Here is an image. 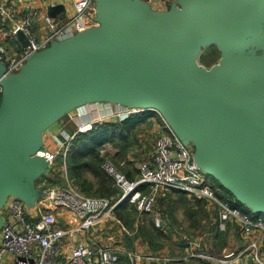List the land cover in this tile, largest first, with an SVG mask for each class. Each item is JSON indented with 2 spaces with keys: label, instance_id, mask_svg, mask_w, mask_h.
I'll return each mask as SVG.
<instances>
[{
  "label": "water",
  "instance_id": "95a60500",
  "mask_svg": "<svg viewBox=\"0 0 264 264\" xmlns=\"http://www.w3.org/2000/svg\"><path fill=\"white\" fill-rule=\"evenodd\" d=\"M99 25L55 41L2 78L0 209L32 203L43 133L75 107L109 101L158 109L201 168L264 213V0H178L144 16L132 4L95 0ZM62 5L48 7V15ZM23 44L22 31L17 32ZM252 42L262 49L249 55ZM221 50L209 68L197 61ZM5 67L0 62V76Z\"/></svg>",
  "mask_w": 264,
  "mask_h": 264
},
{
  "label": "built area",
  "instance_id": "2783aa9c",
  "mask_svg": "<svg viewBox=\"0 0 264 264\" xmlns=\"http://www.w3.org/2000/svg\"><path fill=\"white\" fill-rule=\"evenodd\" d=\"M94 3L95 0H75L73 13L60 23L45 15L47 31L38 36L31 15L19 20L12 1L0 0V17L19 20L7 33L19 44V51L11 52L5 45H0V62L5 67L0 76V95L2 78L18 72L35 53L55 41L99 25ZM18 31L23 32L26 44L18 37ZM94 104L102 116L111 118L124 119L141 111L158 114L163 120V129L155 138L151 161H142L138 165L140 175L131 179L105 159L102 167L112 177V186L118 190L111 196L85 194L69 181L57 184L41 178V175L34 178L38 194L32 203L10 195L0 209V264H121V255L125 257L126 264L169 263L174 258L167 248L153 253L141 247L136 239L132 240L131 246L125 245L121 237L133 232L117 217L116 210L126 200L138 213H149L155 224L160 226L164 221L157 207L158 198L174 189L213 202L220 231H226L231 224L236 225L244 240L240 251L235 255L231 252L217 261L243 264L246 256H250L254 264H264V213L234 205L233 195L208 179V174L195 159L194 151L158 109L109 101ZM95 120L77 121L72 132H65L56 139L57 147L53 149L44 143L38 148L34 156L46 162L45 174L56 169L57 158L61 160L60 168L66 171V157L73 138L92 129ZM143 185H146L145 189L141 188ZM69 213L76 222L66 216ZM114 224L119 229L120 238L113 243L106 244L91 233L93 229L114 227ZM81 233L83 236L80 237ZM68 239L71 241H68L70 245L67 248L65 241ZM201 241L202 236L188 239L191 256L203 258V252L194 251Z\"/></svg>",
  "mask_w": 264,
  "mask_h": 264
},
{
  "label": "rangeland",
  "instance_id": "374dc122",
  "mask_svg": "<svg viewBox=\"0 0 264 264\" xmlns=\"http://www.w3.org/2000/svg\"><path fill=\"white\" fill-rule=\"evenodd\" d=\"M219 58H220V54L218 52L210 53L208 51L203 50L202 54L199 55L197 61L200 65H203V66L209 68L212 64L218 62ZM262 102L264 104L263 100H262ZM97 110L98 109L91 108V107L85 110V113H88V114L91 113L92 114L91 119H96L93 122L92 129L85 131V134L87 132L88 133L91 132L92 130H94V131L99 130L98 132H101L104 128L102 129L100 127H96L98 124H101L104 121H114L116 119H119L118 117L111 118L108 115L102 116V112L97 111ZM153 121H155L158 126H156V124H155L154 128H153L152 127L153 125L151 123V125L145 126V128H143L144 130H142L140 126H137L136 131L133 134V137L130 139V140H133L135 138V142L134 143H131V141L129 142L130 143V145H129L130 149L128 152L129 153H135L136 152L138 154L136 156V158H138L137 164H135L136 160H132L133 162H130V164H127L128 159H130L129 156H127L125 158L116 156L118 148H116L111 141H106V139H104L106 135L96 137L97 136L96 132H94L95 134H93V138H92L90 144H86V146H84L85 143L83 142V141H85V138L78 137L80 135L76 134L77 139L76 138L75 139L77 141H75L73 144V140H72L71 146H70V149H69L67 155L77 154L80 152L81 149L88 151L89 149H92V148H90L91 147L90 145L94 144V141H95L96 149L99 150L100 156H101V158H103V160L101 161V167H102V162L105 159H108L113 163V165L119 171H121L123 173H125V171L122 170L121 166L127 167L129 169V171H131V172L137 173V171H138L137 165L139 164V160H140V162L142 160L151 161V156H152L151 153L153 150L152 144L154 143V140L157 137V135L163 129V120L161 119V117L158 114L155 113ZM155 129H157V130H155ZM142 134H144V135H142ZM152 140H153V142H152ZM188 143H190V147L194 151L195 148H194V145L191 143V140H189ZM87 158H88V156H87ZM117 161L119 163H117ZM60 162H61L60 158H57L56 166H55L56 172H57V169L58 170L60 169ZM60 170L62 172L59 171V173L57 175H56V172L54 174L53 170L49 171L50 175H48V173L46 174V175H48V176H46L47 180L52 181V182H57V184H65L67 181H69L73 185L74 184L76 185L75 180L72 179L69 171H65L63 168H61ZM80 171H81L82 175L87 177L89 180L93 181L94 179H96L95 176L90 171L85 170L84 168H82ZM105 173L107 174L108 179L112 183V181H113L112 177L106 171H105ZM207 176H208V179L210 181H212V180L214 181L216 179L214 176H212L210 174H208ZM53 179H55L56 181H54ZM92 183H93V185L91 188H92V190H97V193H90L89 195H104L103 194V191L105 190L104 187H100L97 182L96 183L92 182ZM111 183H110V185L112 186ZM111 193L114 195L117 193V191L115 193L113 190V192H111ZM187 199H189V201H190V199L193 200V197L191 195L187 194ZM234 201H236V199ZM157 207L162 213V217H163V221H164L163 224H165V221H166L170 224V226H172V228L174 227V232L172 233L174 236V239H176V240L179 239L181 241L182 245H180L179 242L177 243V242L169 241V239L167 237L160 236L162 241H163V245H161L159 247L160 249H158V250L152 249L151 246L149 245V243H147V240H145L143 238V235H141L139 232V224L142 226L144 225L146 227H149L150 221H152L153 224L155 226H157L153 220V217L149 213L138 214L136 212L135 219L132 223L133 227L128 226L125 223V221H123V220H122V222L125 224V226L127 227L128 230L133 232V234L130 235V238L131 239L136 238L137 242L139 243V245L141 247H145L146 249H148L149 251H151L153 253L160 252L163 248L164 249L168 248L170 253H171V256L174 258V260H172L166 264H224V263L217 261V259L218 258H224L225 255H227L231 252H234V255H235L237 252L240 251L241 245H242L244 240L240 236L239 232L237 231L236 225H234V224L229 225L226 231H222L223 234H221L220 237H215L213 232L210 230L211 225L216 221L215 216H216L217 208L213 202L210 203V202H207L205 200L204 208H205V211L207 212V214L209 215V220H207V219H203L202 221L199 220V224L201 225L202 229H199V227L192 226V219L198 220V219L202 218V215L200 212H197L196 213L197 215H194L192 217H190L188 214H186L187 207H191V208L195 209L194 203H192V205L188 204L187 201H185L184 199H180L179 196H177L173 192H169L168 196H165V199L163 200L162 203L158 202ZM162 209H166V210L163 211ZM212 214H215V215H212ZM212 216L214 217V219ZM162 225H160V226H162ZM160 226H157V227H160ZM199 236H202V241L199 244V246L196 247V249L198 251L197 250H194V251H196V252L200 251L199 253L203 252L204 253L203 258L191 256L190 255L191 251H189L190 246H189V244H187L188 239H193V238H196ZM186 247L188 248V250L186 249ZM249 257L250 256H246L245 263L249 264V259L251 258V257L250 258Z\"/></svg>",
  "mask_w": 264,
  "mask_h": 264
},
{
  "label": "crops",
  "instance_id": "0c3cea01",
  "mask_svg": "<svg viewBox=\"0 0 264 264\" xmlns=\"http://www.w3.org/2000/svg\"><path fill=\"white\" fill-rule=\"evenodd\" d=\"M11 1H12V5L14 6L15 11L19 17V20H22L23 17L28 15V14L32 16L35 33L38 36H40V35L46 33V31H47V28H46V25L44 22V16L48 15V7H50L51 5H62V8L56 10L54 12V15H50L53 19H55L57 22L60 23V22L64 21L67 17H69L73 13V2L75 0H11ZM117 1H119L121 3H125V4H132V5L139 7L142 10L144 16H148L153 11H168L171 7L178 5V0H117ZM96 6H97V2L95 1V3H94L95 10H97ZM19 20L14 21V20H11L8 18H1L0 17V45H5L8 48V50L11 52L19 51V44L15 40L10 38L7 35V33L12 28V26H14L15 23H18ZM204 51H205V49H204ZM202 52H203V50L201 51L200 55L202 54ZM90 107L91 108L96 107L94 102L88 103V104L80 106V107H75V108L71 109L69 112H67L66 114H64L62 117L58 118L55 122H53L49 126V128H47L43 133L44 144H46V146L49 149H53V148L57 147L56 139L58 137H61V134L65 133V132H72L75 129L77 121L89 120L92 118L91 113L90 114L85 113V110L90 108ZM154 115H155V113H151L150 116L146 115V118L142 122H140L138 124V126H140L142 130H144L143 128H145V126L151 125V123L153 125L152 126L153 128H154L155 124H156V126H158L157 123L155 121H153ZM103 128H102L103 130L101 132H98L99 130L95 131L97 134L96 137L106 135L104 139H107V135H109V133H110L109 128L107 126L103 127ZM155 130H157V129H155ZM82 133H85V132H80V134H82ZM93 134H95V133H88V136L85 138V141H83L85 143L84 146H86V144H90V142L93 138ZM142 135H144V134H142ZM75 138H76V136L73 138V141ZM153 140H152V142H153ZM153 146H154V143L152 144V147ZM189 146H190V143H189ZM89 154H90L89 151H85L84 149H81L80 152L78 153V155L81 157V159H87V156H89ZM137 155L138 154L136 152L135 153H129L128 152V154H127V156L130 157L129 160H136L135 164H137V160H138V158H136ZM142 161H145V160H142ZM141 162L139 160V164ZM138 165H137V168H138ZM60 169L59 170L57 169V172H56V169H54V174H55V172H56V175L59 173V171L62 172ZM66 171H68L67 167H66ZM78 173L81 174V177L79 180L74 173L70 172V175H71L72 179L75 180L76 185L74 184V186H76L80 190H81L82 179H84V178L86 179V181L91 182V183L97 182L96 179H94L93 181L89 180L87 177L83 176L81 171H79V170H78ZM46 174L43 173L41 175L42 176L41 178H44L45 180H47L46 176H48L50 174L49 173H48V175H46ZM53 180L56 181L55 179H53ZM34 184H35V182H34ZM66 216L72 222H76V218L73 217V215H71L70 213L66 214ZM118 232H119V229L116 228V226L114 224V227L113 226H109V227L104 226V227H99V228L93 229L91 233L93 235H95L96 237H99L102 242H104L106 244H110V243L115 242L118 238H120V235ZM79 236L81 237V236H83V234L81 233V234H79ZM121 238L125 240V245H127V246H131L132 240L136 239V238L131 239L130 235H128L126 237L124 236V238L122 236ZM68 241H71V240L68 239L65 241V243H67L66 247L68 245H70V243H68ZM113 245H117V244H113ZM163 250H164V248L161 251H163ZM121 260H122L121 264H126L125 263V257L123 255H121ZM150 264H153V263H150ZM243 264H248V263H244V261H243ZM249 264H254V263L249 259Z\"/></svg>",
  "mask_w": 264,
  "mask_h": 264
},
{
  "label": "trees",
  "instance_id": "16d2710c",
  "mask_svg": "<svg viewBox=\"0 0 264 264\" xmlns=\"http://www.w3.org/2000/svg\"><path fill=\"white\" fill-rule=\"evenodd\" d=\"M0 99H1V95H0ZM151 113H153V112L152 111H141V112L133 113V114H130L128 117L121 119V120L116 119L114 121H104L101 124H98L96 127L103 128V127L107 126L109 128L110 133H109V135H107L106 141H111L114 144V146L116 148H118L116 156L125 158V157H127L128 151L130 149V147H129L130 143L129 142L130 141H131V143L135 142V138L133 140H130V139L133 137V134L135 133L138 124L146 118V115L150 116ZM94 132L95 131L92 130L89 133H94ZM79 135L80 136H78V137L86 138L88 136V132L86 134L85 133H82V134L79 133ZM76 139H74L73 144L75 141H77ZM90 146H91L90 148H92V149L88 150L90 154H89L87 159H81V157L78 155V153L74 154V155H67V157H66V163L68 164L67 169H68L69 173L70 172L74 173L77 176L78 180L81 177V174L78 173V170L80 171L82 168H84L85 170L90 171L95 176V178L97 179V183L99 184V186L104 187V189H105L103 191L104 196H111V194H112L111 192H113V190L115 193H116V191L118 192V190L115 187L113 188L110 185L111 182L108 179L107 174L105 173L104 169L101 167V161L103 160V158H101L99 150L96 149L95 142H94V144H91ZM130 162H133V161L128 159L127 164H130ZM117 163H119V162L117 161ZM121 168L123 171H125L126 175L131 179L136 178L140 175L139 170L136 173V172L129 171V169L127 167L121 166ZM212 182L221 185L217 181V179H215L214 181L212 180ZM92 185L93 184L91 182L86 181L85 178L82 179L81 191L84 192L85 194H88V195L90 193H97V190H92V188H91ZM141 188L145 189L146 185H143ZM170 192H173L174 194L179 196L180 199H184L185 201H187L188 204L192 205V203H194L195 209L191 208V207H187L186 214H188L190 217H192L194 215H197L196 214L197 212H200L202 215V218H200L198 220L192 219V226L199 227V229H202L201 225L199 224V220L200 221H202L203 219L209 220V215L207 214V212L205 211V208H204L205 199L202 197L192 196L193 200L190 199V201H189V199H187V193L182 191V190L174 189ZM168 193L164 196L159 197L158 202L162 203L163 200L165 199V196H168ZM228 193L230 196L232 195L229 191H228ZM233 203H234V205L239 206V207L243 208L244 210H248V208L238 200L234 201ZM162 210L164 211L166 209H162ZM136 212H137L136 209L134 207H132L131 205H129L126 200H123L118 205L117 210H116L117 217L119 219L125 221V223L130 227H133L132 223L135 219ZM138 214H142V213H138ZM145 214H147V213H145ZM212 215H215V214H212ZM213 219H214V217H213ZM210 230L213 232L215 237H220L221 234H223V232L220 231L217 227V221H215L211 225ZM139 232L141 235H143V238L145 240H147V243H149L151 248L154 250L160 249L159 247L161 245H163V241H162L160 236L167 237L169 239V241L177 242V243L179 242L180 245H182L181 241L179 239H177V240L174 239V236L172 234L174 232V227L172 228V226H170V224L166 221H165V224H163L160 227L155 226L152 221H150L149 227H146L144 225L142 226L139 224Z\"/></svg>",
  "mask_w": 264,
  "mask_h": 264
},
{
  "label": "flooded vegetation",
  "instance_id": "af4514ba",
  "mask_svg": "<svg viewBox=\"0 0 264 264\" xmlns=\"http://www.w3.org/2000/svg\"><path fill=\"white\" fill-rule=\"evenodd\" d=\"M204 49H205V51H208L210 53L218 52L220 54V58H221V50H220V48L217 45H214V44L213 45H209V46L205 47ZM247 49L249 50V55L258 54V53H261V51H262V49H260L256 45H253L252 42H249V45H247ZM216 63H218V62H216ZM216 63H214V64H216ZM262 100L264 101V97L262 98Z\"/></svg>",
  "mask_w": 264,
  "mask_h": 264
},
{
  "label": "bare ground",
  "instance_id": "6f19581e",
  "mask_svg": "<svg viewBox=\"0 0 264 264\" xmlns=\"http://www.w3.org/2000/svg\"><path fill=\"white\" fill-rule=\"evenodd\" d=\"M187 144H189V143L187 142Z\"/></svg>",
  "mask_w": 264,
  "mask_h": 264
}]
</instances>
